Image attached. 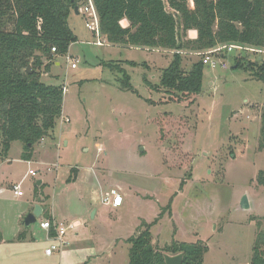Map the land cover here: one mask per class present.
<instances>
[{
	"label": "rangeland",
	"instance_id": "obj_1",
	"mask_svg": "<svg viewBox=\"0 0 264 264\" xmlns=\"http://www.w3.org/2000/svg\"><path fill=\"white\" fill-rule=\"evenodd\" d=\"M72 14L69 24L74 31L92 34L95 41L86 16ZM192 35L196 37L197 30H189ZM83 41L71 47L78 68H71L64 57L59 71L53 63L42 75L45 82L63 83L64 103L53 138L34 146L38 162L22 159L20 141L13 142L8 159L0 156V186L5 191L0 193V234L8 240L0 243V264H62L60 252L46 256L37 250L32 255L28 242L10 240L41 178L49 184L46 192L60 202L59 209L79 216L76 229H86L83 245H78L82 236L75 242L76 230L69 229L65 247L95 248V253L89 252L93 256L81 262L76 258L75 264H129L127 239L143 222L151 224L153 243L159 248L174 240H201L209 247L205 264H251L257 222L264 226V187L256 180L264 170V152L258 148L264 82L227 60L226 69L206 67L201 94L185 97L182 104L176 94L149 85L160 82L161 69L170 64L175 50ZM181 55L185 70L203 57L188 49ZM246 57L263 58L264 49L248 51ZM126 74L134 91L123 88ZM29 169L36 175L25 176ZM70 172L79 178L66 191L63 175ZM95 173L125 184L127 188L120 190L128 196L125 207L101 203L100 192L93 191ZM12 179H24V195H14L8 187ZM244 194L249 209L240 207ZM90 200L96 207L87 212ZM45 205L50 209L49 201ZM32 228L39 231L37 242L44 246L47 238L41 237L39 221Z\"/></svg>",
	"mask_w": 264,
	"mask_h": 264
},
{
	"label": "trees",
	"instance_id": "obj_2",
	"mask_svg": "<svg viewBox=\"0 0 264 264\" xmlns=\"http://www.w3.org/2000/svg\"><path fill=\"white\" fill-rule=\"evenodd\" d=\"M99 15L101 35L122 46L175 50L170 64L161 69L160 82L149 85L159 91L185 97L200 95L205 68L202 59L189 70L182 66L181 50L204 52L231 43L264 49V0H93ZM80 0H0V136L2 159L8 157L13 142L23 144L22 158L29 160L34 146L53 130L63 111V83L42 80L54 56H66L78 36L69 24ZM128 25L123 26L122 21ZM197 30L195 38L188 31ZM56 52H52V48ZM248 51L223 53L233 68H244L264 82V57L247 59ZM260 56V55H259ZM137 66L134 60L123 61ZM146 65V64H145ZM32 71L29 72L28 68ZM123 88L133 90L125 75ZM148 82V81H147ZM264 152V110L258 138ZM71 176L69 180L75 178ZM256 180L264 187V170ZM52 223V216L49 217ZM251 264H264V226L257 222ZM50 234H56L54 227ZM25 237L22 232L19 239ZM1 238V237H0ZM1 240V239H0ZM130 243L129 264H166L164 254L183 253L182 264H205L209 247L199 240H174L159 248L153 243L151 224L143 222Z\"/></svg>",
	"mask_w": 264,
	"mask_h": 264
},
{
	"label": "crops",
	"instance_id": "obj_3",
	"mask_svg": "<svg viewBox=\"0 0 264 264\" xmlns=\"http://www.w3.org/2000/svg\"><path fill=\"white\" fill-rule=\"evenodd\" d=\"M76 14L77 15H82V13L80 12V10H79V13H76ZM72 16H73V14L70 15L69 20H71ZM75 24H76V22H75ZM122 25L123 26H127L128 25V21L127 20H123L122 21ZM71 26H73V25H71ZM72 28L75 29L74 26ZM76 34L78 36V41L77 42L83 41V39L81 37H84V38H86V40H84L83 42H86V43L89 42V43H92V44H94L96 46H101V45L95 44L93 39H90L92 37V34H91V36L89 34H82V35H80L78 33H76ZM94 36L96 37V35H94V33H93V37ZM192 36H194V38H195V35H192ZM188 38H190L189 37V31H188ZM96 39H97V37H96ZM102 39H103L102 40L103 42L104 41H107V39L105 38V36H103ZM72 45H73V43L70 45V48H69V51H68V55H70V56L72 54L71 53V47H72ZM124 47H126V48H140V49H145V50H148L149 49L148 47H145V48L144 47H135V46H124ZM157 49L158 50H161L160 48H157ZM68 55H66V56H59V59H57V60L54 61L55 67L58 68V71L60 70L61 65L63 63L62 62V59L64 57H67ZM76 68H78V66ZM73 69H75V68H73ZM56 74H59V73H56ZM46 138H48V137H46ZM46 138L42 139L40 142H43L44 140H46ZM22 147H23V144H22ZM22 153H23V150H22ZM22 153H21V157H22ZM5 159H8V157L5 158ZM22 159H24V158H22ZM24 160H26V159H24ZM27 161L28 162H30V161H32V162H38L37 158L35 157V147H34V152H33L32 157L29 160H27ZM54 166L56 167V171H58V168H57L58 167V164L56 163V164H54ZM60 170H61V168H60ZM28 171H27V173H26L25 176L31 175V174L28 173ZM66 172H67V170H66ZM70 175H71V172H70L69 176L63 175V178H64L63 180L65 181V184H67L66 191H68L70 185L75 184L78 181V178H79V176H78L79 174L77 173L76 176H75V178L73 180H69L71 178ZM32 176H34V175H32ZM95 176L97 178V183L95 184V186L93 188L94 189L93 191H99L101 198L104 195V193H106L111 188H115V189L119 190V192H120L121 189H126L127 188L125 186V184H122V183H120V184L117 185L115 183L116 181L111 179V176H107V178H106V177H101L99 175H96V173H95ZM23 180L24 179H20V180L19 179L18 180L17 179H12V180H10L8 182V187L12 188V185L14 183H18V182H22L23 183ZM46 184H48V182L44 178H41V179H39L37 181V187L34 188L33 195L26 201V210H25V212H23V213H26L28 211V213H27V215H28L29 213H32L34 211L36 204H40L42 206V213L39 215V217H37V220L35 222L31 223L29 226H27L25 224V222H24V219H25V217L27 215L26 214H23L22 217L20 218V221H19V222H21V225L19 227V230H18L17 235H15L14 238L13 239H10V240H13V241L14 240H17L19 242H21V241L28 242L30 244V245L28 244L29 245V249H30V247H33V249H30L29 250V252L32 255L37 250H39V251L41 250L42 254H44L46 256H52L55 252H60V260H61L62 264H75L74 263V260H76V258L82 259V260L79 261V262H81V261L86 260V258H89L90 256H93L92 253H95V248L89 249L92 252V253L89 254L90 251H88V248H85L83 246L79 247L78 249H75V251L70 250L67 246L66 247L64 246L65 248L62 249V251H55L51 255H47L45 253V249L48 248V247H50V245L54 244V242H55L52 239V237H54L55 234L54 235H51L50 234V231H49V235H48V231L46 229L42 228L41 225H40L41 222H43V220L45 218H47L46 220H49V217L52 216L53 222L55 224L66 223V221H71L68 224H73L74 225V228H72V229L76 230L73 233L74 235H73L72 239L75 242H77L78 239H76V238H79L80 236H82L81 238H79V242H78L79 244L77 243L78 245H80V244L83 245L84 242L82 240L84 239L85 236H87V232L85 231L86 229H79V230L76 229V228H80V222L78 220H76V219H78L77 217H79V216L78 215L75 216L74 214H72V213H70L68 211H61L59 209L60 208V202L57 201L50 193L46 192V190H45L46 187L44 188V186H46ZM4 192H5L4 191V188H2V185H1L0 186V193L2 194ZM123 197H124V203H123V205L121 207H116V208L114 207L115 209L123 208V207H125L127 205V197H128L127 196V193H124L123 194ZM101 198H100V200H101ZM47 201H49V203H50V209L48 208V206L45 205ZM87 203H88V205H87V210L88 211L87 212L91 211L93 208L96 207V201L94 202L93 200L92 201L90 200V202L87 201ZM101 203H102V200H101ZM38 221H39V226H40L41 230L43 231V233H41V237H43V236L45 237L46 236V238H47V243H42V244H45L44 246L43 245L41 246L40 245L41 243H38L37 242V238H38L37 235L39 234V231H37L36 229H33L32 228L33 224L37 223ZM22 232L25 234V237L22 238V239H19L18 238V235L20 233H22ZM93 236L95 237V236H97V234H93ZM0 237H1L0 238L1 239L0 240V243L7 242L8 241L5 238L3 232L0 234ZM122 239L125 240L126 238H122ZM76 252H79V253H77V255H74V253H76ZM80 253H84L83 256H79Z\"/></svg>",
	"mask_w": 264,
	"mask_h": 264
},
{
	"label": "built area",
	"instance_id": "obj_4",
	"mask_svg": "<svg viewBox=\"0 0 264 264\" xmlns=\"http://www.w3.org/2000/svg\"><path fill=\"white\" fill-rule=\"evenodd\" d=\"M83 4L79 6L80 12L86 16V27L96 35L97 39L94 41L97 45H103L104 42L101 40V30H100V24H99V15L97 12V8L95 6V3L93 0H82ZM262 49L254 48V47H248L244 46L242 44L237 43H231L223 46H217L215 48L209 49L204 52H200L202 54V61L205 65H207L211 69H218L220 67H223L226 69L228 67L227 60L223 58V53L227 51L228 53H231L233 51L241 52V51H254L259 52ZM56 48H52V52H56ZM67 60L72 68H76L78 66V60L73 59L70 55L67 56ZM63 121H69L70 119L68 117L62 116ZM31 175H36V171L33 169H29L28 171ZM12 190L15 196H22L24 195V192L22 190V182L14 183L12 185ZM102 203L105 205H110L112 207H121L124 203V197L119 192V190L115 188H111L101 198ZM41 227L46 229L48 232L52 228V226L55 229V236L52 237L54 244L50 245V247L45 249V253L47 255H51L55 251H62L64 246L67 244V241L64 239V236L66 235L67 231L69 229L74 228L73 224H67L64 223L55 224L52 223L51 220H45L41 222Z\"/></svg>",
	"mask_w": 264,
	"mask_h": 264
},
{
	"label": "water",
	"instance_id": "obj_5",
	"mask_svg": "<svg viewBox=\"0 0 264 264\" xmlns=\"http://www.w3.org/2000/svg\"><path fill=\"white\" fill-rule=\"evenodd\" d=\"M75 12L79 13V6L75 7ZM28 71L31 72L32 69L29 67ZM240 207L242 209H249L250 208V202L248 199V195L244 194L241 201H240ZM42 213V206L40 204L35 205V209L32 213H29L25 219L24 222L27 226H29L31 223L35 222L37 220V217ZM165 257V263L166 264H182L183 263V253H179L176 255H171L168 253L164 254Z\"/></svg>",
	"mask_w": 264,
	"mask_h": 264
}]
</instances>
